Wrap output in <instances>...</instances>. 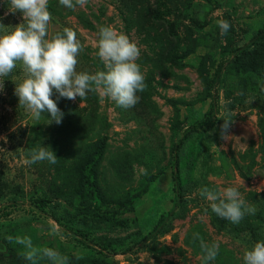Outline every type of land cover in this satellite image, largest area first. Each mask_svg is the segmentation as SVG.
<instances>
[{
	"label": "rangeland",
	"instance_id": "1",
	"mask_svg": "<svg viewBox=\"0 0 264 264\" xmlns=\"http://www.w3.org/2000/svg\"><path fill=\"white\" fill-rule=\"evenodd\" d=\"M49 6L54 14L46 39L71 28L84 46L77 71L104 70L95 42L100 27L111 26L139 47L147 87L129 109L102 103L93 92L83 101L77 97L73 103L87 108L80 138H69L64 118L49 125L46 116L35 120L26 111L27 152L17 139H7L2 121L12 113L0 102V171L6 173L0 264H30L17 236L56 249L69 264H204L200 238L219 243L209 264H243L254 245L249 234L220 227L198 189L236 187L255 210L241 222L264 233L262 44L254 42L264 35V0H88L75 10L49 0ZM219 20L230 24L226 35ZM23 22L10 0H0V24L7 27L0 32ZM24 78L22 72L19 82ZM215 98L216 125L187 138ZM224 119L233 121L227 141L219 135ZM102 140L106 149L96 164ZM41 146L55 152L56 164L27 163ZM88 160L97 165L93 183L81 172ZM77 227L82 234L71 233Z\"/></svg>",
	"mask_w": 264,
	"mask_h": 264
},
{
	"label": "clouds",
	"instance_id": "2",
	"mask_svg": "<svg viewBox=\"0 0 264 264\" xmlns=\"http://www.w3.org/2000/svg\"><path fill=\"white\" fill-rule=\"evenodd\" d=\"M60 5L70 10L77 6L83 8L88 0H59ZM12 12L23 14V23L7 34L0 35V78L9 76L19 65L25 78L16 84L14 94L19 98V108L30 112L32 118L40 120L47 114V124H61L64 113L58 108L52 97L58 94L57 100L64 98L83 101L89 92L97 93L103 103L105 99L114 102L119 108L134 107L147 85L137 60L140 49L125 34L117 32L111 26H102L95 42L96 56L104 65V70L95 73L77 71L78 56L84 46L71 28H64L50 39L48 26L52 20L48 10L49 0H10ZM221 35H226L230 24L219 20ZM7 27L0 24V29ZM2 90V89H0ZM220 126V139L227 141L233 123L224 119ZM47 161L56 164L57 156L50 147L41 146L33 149L28 164ZM201 198L209 202L211 211L220 219L232 224H239L246 214L254 213L248 207L236 187L219 190L209 187L198 189ZM50 234H54L50 233ZM199 233L194 234V239ZM10 242L13 237H8ZM15 243L22 245L25 251L22 256L30 264H39L42 260L49 264H69V258L54 248L33 246L29 237L15 238ZM219 243L207 244L200 238V249L204 264L215 261L219 253ZM243 264H264V240L256 242L243 254Z\"/></svg>",
	"mask_w": 264,
	"mask_h": 264
},
{
	"label": "trees",
	"instance_id": "3",
	"mask_svg": "<svg viewBox=\"0 0 264 264\" xmlns=\"http://www.w3.org/2000/svg\"><path fill=\"white\" fill-rule=\"evenodd\" d=\"M49 12L51 14H54V11L50 8H48ZM3 21V20H2ZM11 32V31H9ZM7 34L5 32H0V35ZM48 37V36H46ZM255 44H262L261 49L259 52V58L260 61L258 63L257 69L259 72L260 77L262 78V87L264 88V35H259L258 37H254ZM242 52V51H241ZM244 54H242L243 56ZM223 65L218 66L216 70V78L215 81H218L220 78L222 72H223ZM22 68L18 65L16 69L13 70V72L7 76L0 78V102L2 106L9 107L12 113L11 115H6V117L2 121L3 130L5 132H9L7 135V139H17L19 141L20 145L25 146V151L28 150V145L31 141L30 135H28L27 130L22 125V117L25 115L26 110L24 108H19V98L14 94L16 84H19L20 76L22 75ZM264 93V90H263ZM58 94L54 92V95L52 97L53 100L57 101L58 108L64 113V122L63 127H65L69 138H80L84 137L85 133L83 132L86 128V126L83 127L85 116H86V107H80L77 103H73V101L61 98L57 100ZM94 98L97 97L96 94L93 96ZM88 100V99H87ZM9 113V114H10ZM217 113V100L214 99V102L212 104V107L205 118L204 121H202L199 124L191 126L185 133V136L187 138L191 137L194 134H198L200 132L208 131L212 129L216 123ZM46 116L47 118H50L47 116V114H42ZM83 122V123H82ZM16 138V135H18ZM106 149L105 140H102L97 150L94 152L93 155H98L97 161L102 157L104 154V151ZM28 156V155H27ZM83 167L81 169L83 179L87 182H95L96 177V164H91V160L84 161ZM6 175L5 171H0V198L4 195V176ZM43 203L44 201H41ZM217 222L220 227L222 228H229L234 233H247L249 234V237L251 238V241L253 244L260 240H264V233L261 231V228H259L257 225H255L253 222H241L239 224H232L229 221H225L223 219H219L217 216ZM70 228V227H69ZM71 230V229H69ZM71 233L79 232L81 233V229L77 227V229L71 230ZM82 234V233H81ZM82 236V235H81Z\"/></svg>",
	"mask_w": 264,
	"mask_h": 264
}]
</instances>
